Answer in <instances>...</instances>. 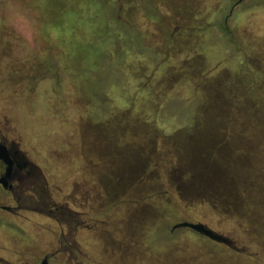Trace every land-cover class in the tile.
Wrapping results in <instances>:
<instances>
[{"label":"rangeland","instance_id":"rangeland-1","mask_svg":"<svg viewBox=\"0 0 264 264\" xmlns=\"http://www.w3.org/2000/svg\"><path fill=\"white\" fill-rule=\"evenodd\" d=\"M237 1L0 0V133L44 173L50 202L74 200L85 221L78 250L61 251L65 224L0 210L1 259L35 264L57 249L49 264H264V175L242 155L192 168L206 140L234 156L255 146L264 163L262 122H218L227 105L264 111V0ZM203 190L222 191L230 211L191 193ZM176 220L235 249L169 232Z\"/></svg>","mask_w":264,"mask_h":264},{"label":"flooded vegetation","instance_id":"flooded-vegetation-1","mask_svg":"<svg viewBox=\"0 0 264 264\" xmlns=\"http://www.w3.org/2000/svg\"><path fill=\"white\" fill-rule=\"evenodd\" d=\"M242 1L238 0L236 5ZM0 143L8 151V162L0 159V210L8 214L12 219L10 221L14 223L17 220H22L23 222L32 221L25 214H33L53 220L59 228L65 224L67 235H64L63 229H60L57 243L60 244L61 251L64 249L68 251L74 250L75 248L78 250L71 238L73 232L81 227H85V221L81 220L83 213L73 209V207H78L75 201L72 200L71 208L69 207L71 203L68 201L62 203L50 202L44 173L32 163L27 154L21 151L12 139L0 133ZM78 191L79 188L77 187L75 191H72V194H78ZM88 195L89 191L81 194L83 202H89ZM3 202L6 204L1 205ZM80 205L81 207L83 206V204ZM86 229L92 231L88 226ZM40 249L42 250V247ZM57 255V249L54 253L46 252L42 257H36L35 264H49L51 259L56 261L54 259L57 258ZM26 256L27 254L24 252L20 258ZM0 264L9 263L0 258ZM21 264L30 263L22 262Z\"/></svg>","mask_w":264,"mask_h":264},{"label":"trees","instance_id":"trees-1","mask_svg":"<svg viewBox=\"0 0 264 264\" xmlns=\"http://www.w3.org/2000/svg\"><path fill=\"white\" fill-rule=\"evenodd\" d=\"M227 105V101H226ZM223 124H237L239 127H245L249 123H254V122H262L264 124V111L260 112L259 114L257 113H252L248 114L246 112H242L233 108H230L228 105L226 108H224L223 111H221V117L220 121ZM262 138H259V142L262 141ZM205 144H203V141H201V148H197L195 151L197 154H199L201 157L199 159H195L194 163L192 164V168L195 171L198 172H203L204 171H209L210 169H213L214 165L220 164L221 161L231 164L232 159H236L238 156L242 155L245 156L248 160V163L250 165V168L255 172L256 175L263 176L264 175V163L262 161H259L261 156V150L260 148H256L255 146L253 147L254 152H247V151H242L236 149L235 156L231 155L230 152L226 151V147L219 142L213 143L210 140H206ZM212 145V146H211ZM211 146V149L213 150L212 153H207L205 149L207 147ZM261 146V145H260ZM198 156V155H197ZM245 159V158H244ZM177 166V165H174ZM178 169H173L171 171V179L173 181L174 187L177 190V194L185 200V197L187 195V190H185V186L182 184V173L177 171ZM216 172V171H215ZM226 176L229 177L231 181H233V178L229 174V169L227 168ZM226 190L228 193V196L232 193V190ZM222 191H213V190H203V191H194L191 192L196 198L200 197V195H204V200L205 203H209V205L212 208H218L220 210H223L224 212L230 211L228 210L230 207L226 204V195L224 193H221ZM231 202V198L229 197V204ZM236 216H231L228 217V219H234Z\"/></svg>","mask_w":264,"mask_h":264},{"label":"water","instance_id":"water-1","mask_svg":"<svg viewBox=\"0 0 264 264\" xmlns=\"http://www.w3.org/2000/svg\"><path fill=\"white\" fill-rule=\"evenodd\" d=\"M241 1V0H240ZM0 159L4 162H8V151L4 145L0 143ZM177 228H187L198 233L201 236H204L214 242L224 244L232 249H235L233 246V241L228 237L213 231L202 223H191V222H182L173 226V229Z\"/></svg>","mask_w":264,"mask_h":264},{"label":"crops","instance_id":"crops-1","mask_svg":"<svg viewBox=\"0 0 264 264\" xmlns=\"http://www.w3.org/2000/svg\"><path fill=\"white\" fill-rule=\"evenodd\" d=\"M89 175H91L90 174V172H89ZM184 220H181V221H179V220H176L174 223H172V224H169L168 226H167V230L169 231V232H175L176 230H178V229H187V228H177V229H173V226H175L176 224H179V223H182ZM185 222V221H184ZM186 222H188V221H186ZM192 223H194V222H192ZM96 233V231H92V232H90V231H88V230H86V232L84 233V235H85V240H86V237H87V239H88V241L90 242V240L92 241V239H93V237H94V234ZM177 235V234H176ZM175 236V235H174ZM173 236V237H174ZM201 236V235H200ZM204 237V236H203ZM184 240V239H183ZM189 240L190 239H185L184 241H186L187 243L189 242ZM182 241V240H181ZM190 243V242H189ZM9 246V245H8ZM201 260H199V262H200ZM200 264V263H199Z\"/></svg>","mask_w":264,"mask_h":264}]
</instances>
